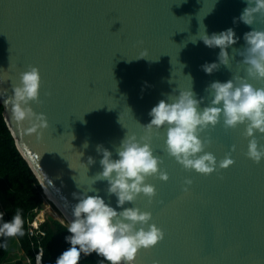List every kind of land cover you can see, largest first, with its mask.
I'll use <instances>...</instances> for the list:
<instances>
[{
  "label": "water",
  "instance_id": "95a60500",
  "mask_svg": "<svg viewBox=\"0 0 264 264\" xmlns=\"http://www.w3.org/2000/svg\"><path fill=\"white\" fill-rule=\"evenodd\" d=\"M245 7L244 0H0L4 121L44 198L53 201L66 223L78 202L73 194L90 187L99 191L89 195L116 206L106 181L92 185L101 171L98 144L115 159V147L126 134L146 135L141 125L150 122L149 111L167 95L191 88L197 99L205 98L203 107L211 82L245 75L238 63L243 35L251 28L264 30V22L250 28L239 21ZM229 28L237 38L226 49L229 63L206 74L201 66L219 63L220 49L206 47L199 38L204 31L211 35ZM145 50L147 58L134 59ZM28 65L37 67L41 78L42 103L30 106L48 122L39 138L26 131L27 122L12 119V88ZM248 83L264 87V81ZM243 130L244 125L226 130L221 119L201 133V139L211 140L205 151L217 162L235 145L234 163L207 176L183 169L164 151L163 137L153 134V154L169 178L147 177L156 190L151 203L140 194L125 207L150 212V223L165 236L141 249L135 264H264V159L254 164L246 158ZM256 138L264 145V136ZM185 179L192 180L186 193Z\"/></svg>",
  "mask_w": 264,
  "mask_h": 264
},
{
  "label": "clouds",
  "instance_id": "9594fccd",
  "mask_svg": "<svg viewBox=\"0 0 264 264\" xmlns=\"http://www.w3.org/2000/svg\"><path fill=\"white\" fill-rule=\"evenodd\" d=\"M244 2L246 7L239 21L250 28L256 22H264V0ZM199 39L208 48L220 49L219 63L201 66L206 74H212L221 64L228 65L226 49L237 43L233 29L211 35L204 31ZM243 40L245 46L238 51L242 57L238 63L244 66L245 75H233L226 82H211L206 88L210 96L207 105L201 107L205 98L197 99L191 88L179 90L178 95H167L166 99H161L151 108L148 113L150 122L141 125L146 135L139 138L135 134L125 135L115 147V159L112 151L103 145L96 146L97 153L102 156L99 160L101 171L92 177V185L97 181H106V193L115 196L116 206L106 203L98 194L89 195V192L99 191L94 187L78 195L74 193L78 202L72 205V219L66 227L69 235L65 237L69 247L56 258L55 264H80L82 255L93 253L103 257L107 264H135L141 249L148 250L164 239V231L154 222L150 223V212L135 206L125 207L126 204H133L140 194L151 203L156 190L146 183L147 177L157 176L164 182L169 178L167 172L160 168L163 161L153 154V134L163 137L164 151L183 169L207 176L234 163L231 153L235 151V145L217 162L212 153L205 151L211 140L200 138L201 133L214 128L222 119L226 130L244 125L242 136L248 140L244 153L246 158L254 164L264 159V145H259L256 138L257 134L264 136V87H253L248 83L249 79L264 81V30L251 28L244 33ZM140 58H147L146 50L134 59ZM40 86L39 69L28 65L27 70L19 73L18 85L12 88V119L21 125L27 122L29 127L26 131L35 133L38 138L41 130L48 128L46 115L34 112L30 106V103H42L39 99ZM161 129L164 131L161 132ZM83 147L87 148L88 143L85 142ZM94 163V158L89 156L87 164ZM83 166L86 167L85 164ZM191 184V179H185L182 191L188 192L187 186ZM23 229L24 220L19 210L9 221H4L3 213H0V237L23 236ZM2 246L7 247V243ZM42 257L41 252L37 256V264Z\"/></svg>",
  "mask_w": 264,
  "mask_h": 264
},
{
  "label": "trees",
  "instance_id": "16d2710c",
  "mask_svg": "<svg viewBox=\"0 0 264 264\" xmlns=\"http://www.w3.org/2000/svg\"><path fill=\"white\" fill-rule=\"evenodd\" d=\"M0 200L4 202V221H9L17 210L24 220V235L14 237L22 256L30 264L35 263V254L43 253L41 264H55L56 258L69 244L65 237L66 221L46 215L39 223L38 230H32L30 222L35 211L40 210L45 198L42 189L26 161L18 152L14 139L4 121L3 106L0 104ZM32 230V233H31ZM43 232V234H40ZM80 264H107L103 257L95 253L81 256Z\"/></svg>",
  "mask_w": 264,
  "mask_h": 264
},
{
  "label": "rangeland",
  "instance_id": "374dc122",
  "mask_svg": "<svg viewBox=\"0 0 264 264\" xmlns=\"http://www.w3.org/2000/svg\"><path fill=\"white\" fill-rule=\"evenodd\" d=\"M5 209V204L0 200V213ZM46 215H51L54 218L65 221L63 215L59 212L57 207L45 199L44 204L40 210H37L36 215L40 218H45ZM7 243V247L2 245ZM0 264H30L27 259L22 256V251L18 248L15 238L0 237ZM35 264V263H34Z\"/></svg>",
  "mask_w": 264,
  "mask_h": 264
},
{
  "label": "built area",
  "instance_id": "2783aa9c",
  "mask_svg": "<svg viewBox=\"0 0 264 264\" xmlns=\"http://www.w3.org/2000/svg\"><path fill=\"white\" fill-rule=\"evenodd\" d=\"M36 212H37V210L35 211V215H36ZM43 220H44V218H40V216L39 217L34 216L33 220L30 222L32 230L36 229V231H37L39 223H41ZM32 230H31V233H32ZM40 234H43V232H40ZM39 253H41L40 249L35 254V264H37V256H38ZM40 264H41V262H40Z\"/></svg>",
  "mask_w": 264,
  "mask_h": 264
},
{
  "label": "bare ground",
  "instance_id": "6f19581e",
  "mask_svg": "<svg viewBox=\"0 0 264 264\" xmlns=\"http://www.w3.org/2000/svg\"><path fill=\"white\" fill-rule=\"evenodd\" d=\"M47 193V192H46ZM47 196L49 197V195L47 194ZM50 198V197H49ZM50 200H51V198H50ZM52 201V200H51ZM53 202V201H52Z\"/></svg>",
  "mask_w": 264,
  "mask_h": 264
}]
</instances>
